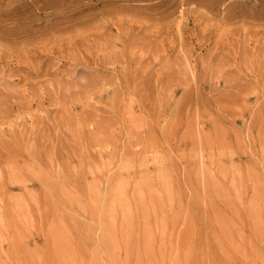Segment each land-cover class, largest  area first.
Wrapping results in <instances>:
<instances>
[{
  "label": "rangeland",
  "instance_id": "rangeland-1",
  "mask_svg": "<svg viewBox=\"0 0 264 264\" xmlns=\"http://www.w3.org/2000/svg\"><path fill=\"white\" fill-rule=\"evenodd\" d=\"M0 264H264V0H0Z\"/></svg>",
  "mask_w": 264,
  "mask_h": 264
},
{
  "label": "bare ground",
  "instance_id": "bare-ground-1",
  "mask_svg": "<svg viewBox=\"0 0 264 264\" xmlns=\"http://www.w3.org/2000/svg\"><path fill=\"white\" fill-rule=\"evenodd\" d=\"M13 141H14V140H13ZM103 242L105 243V241H103ZM107 242H108V241H107ZM107 242H106V243H107ZM105 246H106V244H105Z\"/></svg>",
  "mask_w": 264,
  "mask_h": 264
}]
</instances>
